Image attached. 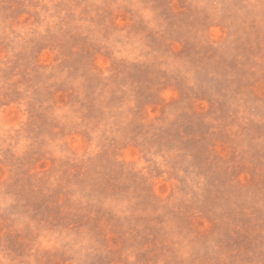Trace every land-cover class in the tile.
<instances>
[{
    "label": "rangeland",
    "instance_id": "obj_1",
    "mask_svg": "<svg viewBox=\"0 0 264 264\" xmlns=\"http://www.w3.org/2000/svg\"><path fill=\"white\" fill-rule=\"evenodd\" d=\"M0 264H264V0H0Z\"/></svg>",
    "mask_w": 264,
    "mask_h": 264
}]
</instances>
